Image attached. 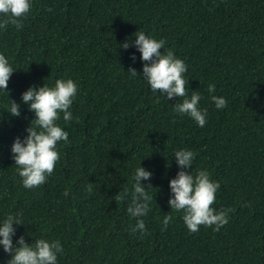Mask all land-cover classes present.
<instances>
[{"label": "trees", "instance_id": "16d2710c", "mask_svg": "<svg viewBox=\"0 0 264 264\" xmlns=\"http://www.w3.org/2000/svg\"><path fill=\"white\" fill-rule=\"evenodd\" d=\"M21 22L19 31L0 28V54L15 69L0 89V224L9 214L23 223H13L14 246L21 236L58 240L57 264H264V0H32ZM137 31L164 39L162 52L185 62L188 96L200 94L205 126L174 111L183 98L151 91ZM57 79L78 87L72 120L61 113L57 121L69 142L58 143L46 183L28 189L11 152L35 118L22 93ZM212 95L226 107L217 109ZM10 100L20 116L9 114ZM181 149L195 153L185 171L207 170L219 182L213 207L233 209L219 231L202 225L192 233L170 209ZM140 166L152 173L141 184H151L153 199L136 218L127 208ZM165 215L173 217L167 228ZM137 219L143 235L131 231ZM10 258L0 245V264Z\"/></svg>", "mask_w": 264, "mask_h": 264}, {"label": "clouds", "instance_id": "9594fccd", "mask_svg": "<svg viewBox=\"0 0 264 264\" xmlns=\"http://www.w3.org/2000/svg\"><path fill=\"white\" fill-rule=\"evenodd\" d=\"M32 7V0H0V28L6 29L9 24L15 26L19 31L23 28L22 20ZM135 47L140 52L143 63V78L148 82L153 93L159 92L172 99L174 97L183 98L174 106V111L178 114H187L200 127L207 123V110L199 108L201 96L193 91L190 98L188 96V80L184 78L187 71L185 62L178 58L171 49L162 52L165 45L164 39H155L146 35L142 31L135 33ZM123 48L127 49L129 43L126 41ZM135 60V55H132ZM15 69L9 63L5 55L0 54V89L7 90L8 81ZM128 72L135 77L138 72L134 68H129ZM208 91L215 92V85L209 84ZM78 92L77 84L72 79H57L54 86L47 84L36 89L29 87L22 93V101L29 105L31 111L35 113V118L30 126L25 129L27 136L21 140L16 137L11 152L19 176L25 188L32 189L46 183L49 176L54 172L56 163L60 159L57 148L59 142L67 144L68 133L57 123L63 113L65 123L72 120V113L69 110ZM217 109H223L227 105V100L220 96H211ZM8 112L11 116H20V105L15 100H10ZM195 153L188 149H181L175 152L174 157L179 171L176 176L169 181L171 196L168 204L171 210L182 212L183 222L187 229L198 232L200 226L214 227L219 231L221 227L229 222V212L233 209H223L217 211L213 204L216 200V193L220 188L217 181L210 179L207 170H199L195 176L190 171H185L192 166ZM152 173L143 167H138L134 176V190L131 193V203L127 208L130 216L144 217L150 211L149 203L153 196H149L147 187L141 184V179L150 180ZM92 192V184L89 183L86 189ZM68 190L64 195L67 196ZM128 195L127 190L116 194L117 200H123ZM173 217L165 215L163 226L167 228ZM23 224L18 217L9 214L0 224V245L5 252L10 253L11 258L7 264H57V254L63 252V246L58 240L36 239L34 242L26 243L23 236L19 237L16 244H13V236L16 229L13 223ZM132 233L140 231L143 235L147 232L143 219H137L136 224L131 229Z\"/></svg>", "mask_w": 264, "mask_h": 264}]
</instances>
